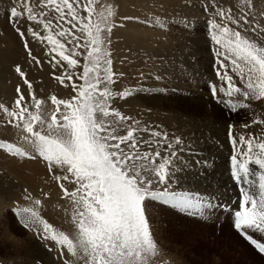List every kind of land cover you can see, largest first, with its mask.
<instances>
[{
    "label": "snow or ice",
    "instance_id": "obj_1",
    "mask_svg": "<svg viewBox=\"0 0 264 264\" xmlns=\"http://www.w3.org/2000/svg\"><path fill=\"white\" fill-rule=\"evenodd\" d=\"M244 3L251 5V0ZM92 4L93 0H37L33 6L31 0H24L26 15L15 7L11 10L12 22L25 18L30 22L27 28L30 37L46 42L53 78L65 87L71 86L75 95L67 100L52 95L55 110L50 120L42 118L39 114L42 102L36 98L26 72L17 65L15 71L29 90L35 112L29 110V102L25 101L19 86L12 110L3 104L0 109L6 113L9 124L25 133L22 138L31 151L5 141H0V148L15 156L34 159L38 155L46 162L49 172L55 168L63 173L54 175V179L64 198L72 201V219L77 228L75 240L63 231H56L33 207H18L14 213L22 227L34 231L41 239L55 241L61 255L66 248L74 260H66L65 264H148L158 254L146 215L149 203L171 206L193 217L224 205H214L211 198L196 191L175 190L172 185L179 183L176 173L180 169L174 163L178 156L168 134L140 127L139 120H132L111 107L113 99L128 98L133 91L112 90L117 74L112 71L111 53L107 48L111 41L103 33H110L115 26L114 13L109 8L107 15L100 14L94 19ZM82 10L87 16L81 15ZM212 10L222 18V22H210V35L217 46L214 49L219 65L216 74L221 81L219 86H210L213 97L231 112L250 109L253 101L264 106V46L247 35L264 28L258 22H250L248 13L234 18L230 10L215 5ZM241 22L247 25L243 33L229 26L239 28ZM32 23L38 27L33 28ZM151 23L160 28L168 26L167 18L156 17ZM183 23L186 28L189 26L187 21ZM41 28L46 34H41ZM15 31L29 57L39 66L40 61L28 47L29 36L20 27ZM56 68L62 70L60 75L55 74ZM78 68L82 70L73 71ZM218 94L225 98L220 99ZM251 125H264V119L254 115ZM234 127L229 125L234 150L231 175L242 196L237 209L232 211V227L264 254V241L254 235L264 237V134L236 136ZM141 133H147L148 138ZM174 143L179 145L181 139L177 137ZM164 145L167 148L162 156ZM142 147L147 150L142 151ZM199 163L207 165L208 161ZM253 174L259 177L258 185L251 179ZM63 181L74 184V190L70 192ZM253 187H258V194H252ZM34 204L40 205L41 200L36 199Z\"/></svg>",
    "mask_w": 264,
    "mask_h": 264
},
{
    "label": "rangeland",
    "instance_id": "obj_2",
    "mask_svg": "<svg viewBox=\"0 0 264 264\" xmlns=\"http://www.w3.org/2000/svg\"><path fill=\"white\" fill-rule=\"evenodd\" d=\"M7 2L8 8L3 9L5 0H0V104L12 110L19 86L25 101L29 102V110L35 112L34 105L29 100V90L15 71L19 65L28 79L33 70L40 75V82L33 90L36 98L42 102L39 114L50 120L55 110L51 96L67 100L75 92L73 93L71 86L65 87L53 78L54 70L48 63L49 48L37 40L38 46L35 48L27 34V20L20 18L15 23L11 21L13 7L26 15L24 0L19 3L18 0ZM213 5L230 10L234 18L248 13L250 22H258L264 28V0H251V5L244 3V0H95L94 19L100 14L107 15L109 8L114 13L112 22L115 26L110 33H103L111 41L107 48L111 53L112 71L117 74L112 90L133 91L131 98L113 99L111 107L132 120H139L140 127L146 126L150 130L168 134L178 156L174 163L180 169L176 173L179 183L172 185L175 190L196 191L211 198L214 205H224L208 209L202 216L193 217L171 206L158 202L149 203L146 215L158 246V254L151 257L148 264H264V254L259 253L233 230L232 211L237 209L242 194L230 184L235 182L231 175L232 162L228 157L226 164L228 154L222 153L227 147H230V153L233 152L229 125H234L236 129L244 128V124L251 125L254 111L262 106L253 101L256 105L252 104L250 109L231 112L211 93L210 86H219L221 83L216 74L219 65L214 49L217 46L210 35V22L219 23L222 18L212 10ZM156 17L167 18L168 26H154L151 22ZM126 21L130 25L127 23L124 26ZM184 21L189 24L187 28ZM241 23L242 27L239 28L232 24L229 26L243 33L247 25ZM17 27L29 36L28 47L32 56L40 61L39 66L25 50L15 31ZM247 35L264 46V31L248 32ZM43 49L44 53L41 54ZM35 65L37 70L34 69ZM234 80L240 84L237 77L234 76ZM76 82L80 83L78 79ZM218 97L225 98L223 94H218ZM175 100L178 102H174ZM206 100L209 105L204 104ZM180 110L186 113L194 111L200 115L213 113L210 121H201L206 134L195 137L193 134L200 129L199 124L195 125L197 127L191 125L192 122L186 117L183 118L187 121L177 120ZM162 116L167 118L163 119ZM258 118L264 119V115ZM8 119L0 109V141L31 151L30 145L22 138L25 133L9 124ZM250 132L264 134V125H251L243 131L246 136ZM241 134L240 130L233 131V135ZM141 135L148 138L147 133ZM177 137L181 139L179 145L174 143ZM198 143L205 144L204 148L208 151L196 152ZM213 145L214 149L209 154V147L212 148ZM164 148L167 145L161 148L162 156L165 154ZM143 150H147L146 147H142ZM186 151L193 155L189 160L183 157ZM205 158L209 159L207 165L199 163ZM54 175L63 173L55 168L49 172L46 162L38 155L34 159L15 156L7 149L0 148V264H65L66 260H74L66 248L61 255L60 246L55 241L41 239L34 231L22 227L14 213V209L18 207H33L56 231H63L75 240L77 228L72 219L73 204L70 198H64ZM223 178L227 181L229 191L225 190L226 187L216 188L219 183L224 182ZM258 178L255 174L251 177L256 185L259 183ZM63 183L70 192L74 190V184L67 181ZM257 188H252V194H258ZM215 190H218L219 196ZM26 196L30 199H25ZM36 199L41 200L40 205L34 204ZM38 230H42V226H38ZM254 235L264 241V237Z\"/></svg>",
    "mask_w": 264,
    "mask_h": 264
},
{
    "label": "bare ground",
    "instance_id": "obj_3",
    "mask_svg": "<svg viewBox=\"0 0 264 264\" xmlns=\"http://www.w3.org/2000/svg\"><path fill=\"white\" fill-rule=\"evenodd\" d=\"M7 1H9V0H7ZM6 0H5V4L3 3V5H2V8L3 9H5V8H8V6L6 5L8 2H7ZM12 1V0H11ZM31 3L33 4V6H36V4H37V0H31ZM9 4V3H8ZM11 4V3H10ZM92 6H93V9H94V11L93 12H95L96 11V8H95V0H93V4H92ZM81 7H82V5H81ZM37 10H39L38 8H37ZM51 15V13H49V16ZM81 15H84V16H87V12L86 11H81ZM21 21V20H20ZM19 22V21H18ZM28 22V21H27ZM132 22V21H131ZM20 23V22H19ZM29 23L30 22H28L27 23V28H28V26H29ZM127 23H128V21H126L125 22V24H124V26H126L127 25ZM129 24V23H128ZM140 24H142V23H140ZM130 25V24H129ZM144 25V24H143ZM132 26V25H131ZM134 26V25H133ZM32 27L33 28H37L38 26L35 24V23H32ZM26 28V27H25ZM137 28V27H136ZM139 29V28H138ZM41 30V34H46L43 30H42V28L40 29ZM141 29H139V31H140ZM136 31V30H135ZM139 31H137V32H139ZM120 32H122L123 34H124V31H122V30H120ZM27 34L30 36V34L27 32ZM31 38V37H30ZM142 38V37H141ZM126 40H127V38H126ZM31 41H33L34 42V46H35V48H36V46H38V44H36V40H33L32 38H31ZM38 42V41H37ZM45 44V46H47L46 45V42L44 43ZM130 48H132V47H130ZM37 49V48H36ZM35 49V50H36ZM39 51H40V49H39ZM9 52V51H8ZM0 53H2L1 51H0ZM36 53H38V52H36ZM41 54H43L44 53V49L40 52ZM47 56V55H46ZM41 59V58H40ZM38 60V59H37ZM47 61V60H46ZM83 59L81 58V64H83ZM41 63H42V61H41ZM46 64V63H45ZM34 69H36L37 70V66L35 65V68ZM82 70V68H78V69H76V70H73V71H81ZM61 69L60 68H56L55 69V74L56 75H60L61 74ZM29 73V72H28ZM32 73V74H31ZM30 74L31 75H29L30 76V79H28V80H30L31 82H32V84H33V89L35 88V86H38V84H39V82H40V80H39V77H40V75L38 74V73H36L34 70L31 72ZM27 78H28V76H27ZM45 78V77H44ZM77 78L74 76V80H76ZM48 80V79H47ZM202 81V80H201ZM161 83V82H160ZM179 83H181V81L179 82ZM239 83V82H238ZM173 84V83H172ZM167 85H170V84H167ZM176 85V84H175ZM178 85V84H177ZM181 86H183V85H181ZM185 86V85H184ZM192 86V85H191ZM159 87V86H158ZM161 87V86H160ZM171 87V86H170ZM167 88V87H166ZM171 88H173V87H171ZM170 88V89H171ZM194 88V87H193ZM187 89V88H186ZM190 89H192V88H190ZM164 90V89H163ZM69 91V90H68ZM162 91V90H161ZM178 91H180V90H178ZM187 91V90H186ZM198 92V91H197ZM73 93H74V91H73ZM71 97V96H70ZM132 97V96H131ZM131 97H129V98H131ZM195 99H196V97H195ZM174 102H178L177 100H175ZM203 103V102H202ZM207 103V105H209L208 103H209V101L208 100H206V101H204V104H206ZM252 104H254V103H252ZM256 104H254V106H255ZM183 107V105L182 106H180V109ZM184 107L185 108H187V105H184ZM205 107L207 108V110H209V108L205 105ZM257 109V108H256ZM185 110H187V109H185ZM258 111H263L264 112V106H262L259 110L257 109V110H255L254 111V113H253V116L255 115L257 118L258 117H260L261 115H264V113L263 112H258ZM239 112V111H238ZM212 114L213 113H205V114H203V115H200V114H198V113H196V112H194V111H187V113L186 112H181V110H180V113L178 114V116L176 117V119L177 120H182V121H184V120H186L185 118H183V117H186V118H188L189 119V121L190 122H192L191 123V125H193V126H195V125H197V124H199V127H200V129H198L197 131L195 130L194 132L196 133V134H193L195 137L196 136H199V135H202V134H206V132H205V130H203L204 128V126H201L202 125V123H201V121L203 120V121H210L211 119H212V117L210 118V115L212 116ZM197 117H198V119H197ZM241 117V116H240ZM162 118L164 119H166L167 117H164V116H162ZM175 118V117H174ZM187 121V120H186ZM178 122V121H177ZM200 122V123H199ZM182 123V122H181ZM209 123V122H208ZM211 123V122H210ZM188 124V123H187ZM213 124V123H212ZM184 125V124H183ZM207 125V124H206ZM209 125V124H208ZM198 126V125H197ZM197 126H195V127H197ZM212 126V125H211ZM185 127H186V125H185ZM189 128V127H188ZM213 128V127H212ZM206 129L208 130V131H211V130H209V128H207V126H206ZM234 129L235 130H233V131H235V132H238V130H240V132L243 134V135H245L244 133H243V131L245 130L244 128H237L236 129V127H234ZM198 131H199V134H197L198 133ZM254 132V131H253ZM263 132V131H262ZM189 133H193V132H191V131H189ZM251 134H253L252 132H250ZM194 136H193V138H194ZM204 137V136H203ZM202 137V138H203ZM208 138V137H207ZM199 140V139H198ZM211 143V142H210ZM194 145H197V144H194ZM189 146V145H188ZM188 146H184V147H188ZM193 147V146H192ZM205 147V144H203V145H201L200 143H198V145L196 146V149H195V151L196 152H201V151H208V149L207 148H204ZM213 149H214V145H213V147L211 148V147H209V154H210V152L211 151H213ZM228 149H230V147H227L225 150H223V154L224 153H227L228 155H229V153H230V151H231V149H230V151L228 150ZM214 151H216V150H214ZM218 151V150H217ZM233 151V150H232ZM189 152H191V151H189ZM199 152V153H200ZM219 152V151H218ZM228 155H227V157H226V164H227V159H228ZM231 155V154H230ZM184 159L186 158V159H191L192 157H193V155L192 154H190V153H187V151L184 153ZM210 157V156H209ZM183 159V160H184ZM200 160V159H199ZM198 160V161H199ZM204 160H209V159H204ZM190 163V162H189ZM216 164V163H215ZM204 166V165H203ZM192 167V166H191ZM185 175V174H184ZM225 178H227V177H225ZM225 178H223V180H224V182H222V183H219L218 185H217V189L218 188H221V189H223L224 187H226V189L225 190H228L229 191V187H228V185H227V181L225 180ZM258 180H259V178H258ZM229 183V182H228ZM210 186V185H209ZM208 186V187H209ZM255 189V188H254ZM258 189V188H257ZM215 193H216V195L218 194V190H215ZM220 194H218V196H219ZM225 196H228V194L227 195H225ZM237 208V207H236ZM24 258V257H23ZM24 261V260H23ZM24 263V262H23ZM26 264V263H25Z\"/></svg>",
    "mask_w": 264,
    "mask_h": 264
}]
</instances>
